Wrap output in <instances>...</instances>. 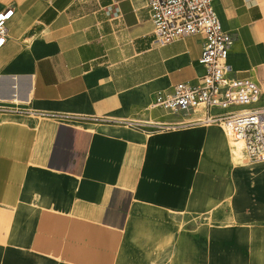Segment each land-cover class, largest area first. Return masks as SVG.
<instances>
[{
    "label": "crops",
    "instance_id": "obj_1",
    "mask_svg": "<svg viewBox=\"0 0 264 264\" xmlns=\"http://www.w3.org/2000/svg\"><path fill=\"white\" fill-rule=\"evenodd\" d=\"M7 5L0 264H119L128 218V234L165 248L177 218L204 214L210 224L183 232L185 264H264V162L233 164L216 125L125 124L187 119L144 108L155 91L203 74L201 37L153 43L145 0ZM213 7L232 38L229 76L255 80L264 106V0ZM17 247L35 262L16 258Z\"/></svg>",
    "mask_w": 264,
    "mask_h": 264
},
{
    "label": "built area",
    "instance_id": "obj_2",
    "mask_svg": "<svg viewBox=\"0 0 264 264\" xmlns=\"http://www.w3.org/2000/svg\"><path fill=\"white\" fill-rule=\"evenodd\" d=\"M216 0H145L152 25V42L163 45L187 35L201 37L197 58L203 74L175 83L169 93L155 91L145 110L158 109L186 116L173 122L127 120L134 128L172 129L184 125H216L232 147L239 146L245 162H264V106L257 105L259 84L250 77L229 76L226 62L232 38L217 18ZM13 7L0 9V47L7 37Z\"/></svg>",
    "mask_w": 264,
    "mask_h": 264
},
{
    "label": "rangeland",
    "instance_id": "obj_3",
    "mask_svg": "<svg viewBox=\"0 0 264 264\" xmlns=\"http://www.w3.org/2000/svg\"><path fill=\"white\" fill-rule=\"evenodd\" d=\"M169 117H171L169 115ZM125 127V126H124ZM126 129H131L134 131H137L132 128H127ZM144 130L148 131H158L160 130L157 127H150V126H145L142 127ZM124 132H130L128 130H122ZM138 133L142 134H148V132L142 131ZM229 143V142H228ZM231 151V148H230ZM231 157L232 158V163L234 164L235 162H244L241 161L242 158L240 155H238V152L235 150L232 152L231 151ZM136 211H133L132 214L133 216ZM140 213V212H138ZM136 213V214H138ZM131 217V216H130ZM134 218V217H133ZM139 222H141L139 220ZM206 222L210 224L211 218L208 216V214H204L202 216H193L191 220L189 218L184 219V218H177L176 221V233L175 235L169 236L168 239L165 241L164 246L169 243V247L163 248L162 242H159V246L154 244L153 241L151 240V235H148L150 239L148 241H143L140 240L139 237H142L143 234L135 236V234H128L130 230V225L131 223H134L128 218V221L125 225L124 228V244L119 252V257H120V262L119 264H185L184 258H185V239L183 232H185V228L189 229L190 227H196L199 225V223ZM134 230V228H132ZM128 236H131L132 238H129ZM196 233L193 232L192 235V242H196ZM162 246V247H161ZM191 247L194 249V245L192 244ZM23 248H16V258H19L20 260L23 261V259H27V262H35V259H31L29 256H25L24 252H22ZM191 249V250H193ZM194 254V252H193ZM50 264V263H48Z\"/></svg>",
    "mask_w": 264,
    "mask_h": 264
},
{
    "label": "bare ground",
    "instance_id": "obj_4",
    "mask_svg": "<svg viewBox=\"0 0 264 264\" xmlns=\"http://www.w3.org/2000/svg\"><path fill=\"white\" fill-rule=\"evenodd\" d=\"M229 147L232 148V152L235 150L236 152H238V155L241 156L242 160L241 161H245L244 158H243V155L241 154L240 150H239V146H236V147H232L231 144L229 143ZM262 163V162H261Z\"/></svg>",
    "mask_w": 264,
    "mask_h": 264
}]
</instances>
